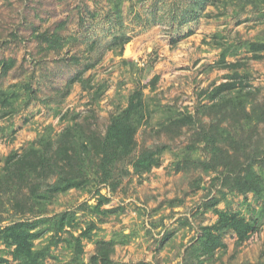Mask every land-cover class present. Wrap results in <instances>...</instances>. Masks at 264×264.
<instances>
[{"label": "rangeland", "instance_id": "rangeland-1", "mask_svg": "<svg viewBox=\"0 0 264 264\" xmlns=\"http://www.w3.org/2000/svg\"><path fill=\"white\" fill-rule=\"evenodd\" d=\"M250 43L264 45V0H0V62L14 61L7 74L0 69V177L7 156L39 149L41 140L53 141V155L68 127L76 141L103 135L136 90L147 106L131 158L109 179L77 142L83 167L73 172L83 185L51 193L63 178L56 171L1 188L0 229L34 223L42 264H101L99 244L115 264H264V189L240 193L221 167L205 169L212 146L198 135L215 124L239 131L208 109L209 92L234 72L217 66L221 50L228 64H242L240 104L250 112L264 103V49L255 57ZM79 73L84 83L67 90ZM240 133H253L248 158L264 180V121ZM143 149L159 150L160 164L136 175ZM216 211L252 230L241 244L223 232L224 247L206 254L199 240ZM12 250L0 240V264H19Z\"/></svg>", "mask_w": 264, "mask_h": 264}, {"label": "trees", "instance_id": "trees-1", "mask_svg": "<svg viewBox=\"0 0 264 264\" xmlns=\"http://www.w3.org/2000/svg\"><path fill=\"white\" fill-rule=\"evenodd\" d=\"M116 6L121 0H109ZM249 49L254 53L264 49V45L250 43ZM228 50H221L220 59L217 66L222 69H232L234 72L230 80L216 86L209 92V98L212 104L208 108L213 113L223 112L224 116L235 121L230 124L236 133L230 132L226 128H221L220 124L210 127L209 131L201 129L198 135L208 145L212 146V161L205 163L203 166L207 170H216L222 168L221 175L225 184L231 183V187L240 193L248 192L260 193L264 187V180L253 170V163L248 158V146L252 144L250 133L248 137L242 136L244 126H248L253 122L264 121V103L258 106L259 110L252 109L246 111V106L240 104L244 99L241 96L242 91L238 88L236 81L239 74L236 72L242 64L235 62L228 64L226 56ZM14 61L7 60L0 62V69L3 74H7L13 67ZM81 73L70 79L66 89L69 90L73 83H84ZM158 76L152 80V84L157 81ZM235 93L234 97L232 94ZM6 102V93H1ZM238 102L236 103V101ZM9 103V102H8ZM147 115V106L143 100L141 91H134L128 99L127 106L118 113L110 117L109 124L103 135L97 133H88L82 140L72 137L73 128L68 127L61 133L60 139L57 140V148L53 155L49 154L53 148V141H42L41 146L37 148H29L20 155H10L6 157L3 175L0 177V189L10 187L15 181L18 186L25 184L32 174H50L56 171L62 173L63 178L54 184L51 193L65 192L71 188H79L83 184L74 176V170L83 167L81 153L77 151L75 143L82 147L85 152L83 155L93 154L98 159L97 167L101 173L103 180H107L111 176V169L114 165L128 161L136 147L135 135L138 128L143 123ZM191 121V116L185 118ZM184 118L183 122L187 121ZM179 122V121H178ZM240 140V141H238ZM43 148L44 150H42ZM249 150V149H248ZM242 154H245L242 156ZM247 154V155H246ZM160 151L143 149L137 158L133 161L132 167L136 175L144 174L151 171L152 168L158 167L160 164ZM254 159H256L254 157ZM127 174V170L125 171ZM218 216L213 226L203 228L199 245L206 254H212L216 249L224 247L221 234L225 231L232 230L237 238V244L245 242L249 238L252 230V224L245 221L244 218L238 217L236 214H228L222 211H216ZM60 228L63 226V219L60 220ZM34 223L16 222L0 229V240L7 247H13L11 256L19 264H42V260L46 256L44 249L36 250L34 241L38 238V234L33 232ZM104 245V244H103ZM107 247L98 245L95 258L101 260V264H115L109 258ZM143 264V263H137Z\"/></svg>", "mask_w": 264, "mask_h": 264}]
</instances>
